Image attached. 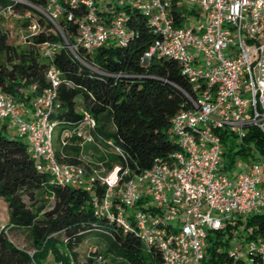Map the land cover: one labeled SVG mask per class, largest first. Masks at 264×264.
<instances>
[{
	"label": "built area",
	"instance_id": "built-area-1",
	"mask_svg": "<svg viewBox=\"0 0 264 264\" xmlns=\"http://www.w3.org/2000/svg\"><path fill=\"white\" fill-rule=\"evenodd\" d=\"M31 1L0 0V17L12 13L10 3L32 6ZM41 1L34 9L62 40L38 48L47 61L60 49L75 56L108 41L123 46L130 32L121 8L131 6L155 36L140 57L141 67L152 56L176 61L191 96L184 94L189 107L169 120L173 151L149 169L133 172L122 156L123 166L105 171L96 163L86 170L54 157L56 124L48 115L59 108L61 78L50 64L46 87L28 105L0 91V121L25 141L35 170L46 173L50 184L89 190L96 182L103 191L91 200L95 215L135 232L146 252L157 251L160 264H202L210 233H221L227 241L224 256L231 264H264V241L246 226L249 217L264 214V145L245 141L250 130L264 139V0ZM185 3L197 10L188 25ZM105 12L111 13L107 19ZM173 12L179 13V25ZM59 19L74 21L71 40L61 35ZM93 135L95 122L84 113L79 127L66 136L81 146L93 143ZM229 136L238 148L226 157L222 142ZM103 143L120 154L110 141Z\"/></svg>",
	"mask_w": 264,
	"mask_h": 264
},
{
	"label": "trees",
	"instance_id": "trees-1",
	"mask_svg": "<svg viewBox=\"0 0 264 264\" xmlns=\"http://www.w3.org/2000/svg\"><path fill=\"white\" fill-rule=\"evenodd\" d=\"M41 4V0H32L33 7L10 3L12 13L0 17V91L28 105L46 87L44 75L49 65L60 73L59 108L48 115L60 127L53 146L56 161L82 165L86 170L99 163L108 171L113 165H125L123 156L127 166L138 173L171 153L169 120L189 107L184 94L191 96V90L172 59L152 56L141 67L140 57L155 39L141 14L131 6L121 8L130 32L123 46L108 41L91 53L79 51L75 56L60 49L47 61L38 48L62 40L34 9ZM103 4L96 1L100 7ZM102 14L105 19L111 15ZM173 16L179 25V13L173 12ZM5 24L15 31H31L22 47L7 42ZM57 25L66 40L75 36L73 20L59 19ZM84 113L94 120L100 140L93 135V143L79 146L78 139L66 135L79 127ZM252 139L264 145V139L250 130L245 141ZM103 141H110L120 154ZM222 146L224 155L230 157L232 145L223 140ZM102 191L96 182L89 190L50 184L46 173L35 170L26 145L0 124V198L8 212L7 224L0 230V264H45L48 258L54 264H77L84 246L88 257L83 264H160L157 251L146 252L135 232H124L95 215L91 200ZM246 226L264 241L263 213L249 217ZM6 231L25 232L30 249L15 247ZM221 238V233L208 235L202 264H231L218 249L227 245ZM92 256H101V262Z\"/></svg>",
	"mask_w": 264,
	"mask_h": 264
},
{
	"label": "rangeland",
	"instance_id": "rangeland-1",
	"mask_svg": "<svg viewBox=\"0 0 264 264\" xmlns=\"http://www.w3.org/2000/svg\"><path fill=\"white\" fill-rule=\"evenodd\" d=\"M185 15H187L186 21H187V25L191 24L192 22L195 21V18H197V10L193 9L189 6V4L185 3ZM190 9L193 11V13L190 11ZM189 15V16H188ZM6 28L9 29V34H8V39L7 42L13 46H20L22 47L25 43V38L31 33V31H15V29H13L11 27V24H5L4 25ZM1 26V27H4ZM0 124H6V121H0ZM60 133V127L57 126L53 129L52 132V144L54 146V144L56 143L58 134ZM10 135H13L11 133V131H9ZM64 137H66L64 135ZM22 143L25 144L24 140H21ZM72 141V140H71ZM74 143H76V141H72ZM224 142H228L229 145H232L230 152H235L236 148H238V146L235 143V140L232 137H228L224 140ZM26 145V144H25ZM223 147V146H222ZM224 149V148H223ZM244 158L245 157H241V162H244ZM8 221V212L6 209V203L3 199L0 198V230L7 224ZM209 235L213 236V233H210ZM6 237L7 239L17 248L19 249H23V250H29L30 246H29V241L27 239V235L25 232L23 231H6ZM222 240H224V237L221 238ZM228 244L229 247L232 245L231 239L228 240ZM220 252H223L227 249V247H219L218 248ZM88 257L87 256V248L84 246L82 247L81 250H79V254L77 256V264H83L85 261V258ZM101 256H92L91 259L94 260L95 262H101L100 260ZM45 264H54V262L51 260V258H48L45 262ZM106 264H110V262H106ZM115 264H119V263H115Z\"/></svg>",
	"mask_w": 264,
	"mask_h": 264
}]
</instances>
